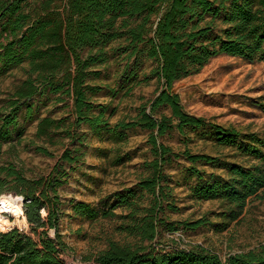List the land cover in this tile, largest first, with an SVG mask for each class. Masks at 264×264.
<instances>
[{
  "label": "trees",
  "instance_id": "1",
  "mask_svg": "<svg viewBox=\"0 0 264 264\" xmlns=\"http://www.w3.org/2000/svg\"><path fill=\"white\" fill-rule=\"evenodd\" d=\"M119 40L126 41L129 51L128 68L123 73L126 81L138 78L143 60H151L156 64L149 79L156 78L158 88L133 118L112 125L105 116L108 106H100L95 112L89 98L94 88L87 84V78L92 66L105 61L104 49ZM87 50L90 53L83 56ZM94 50H98L95 55ZM219 55L250 63L264 61V0H0V75L25 62L30 69L29 78L12 95L8 112L0 115V154L3 143L11 140L20 126L22 109L25 119L33 120L31 100L51 92L72 98L74 119L68 135L79 144L84 140L78 133L83 125L96 134L107 133L117 143L125 141L130 130L149 132L153 159L145 164L149 171L146 179L136 188L108 196L110 206H103L104 199L100 206L72 202L74 214L89 220L115 216L116 208H125L130 219L127 231L149 244L111 241L91 264H264V254L254 251L222 259L200 247L164 251L152 243L162 226L176 231L181 226L197 229L213 224L222 231L239 219L251 198L264 191V135L244 133L191 115L174 90L177 81L200 72ZM56 123L43 118L38 135L46 136ZM173 131L185 136L198 132L217 147L234 150L246 163L190 149L175 152L160 141ZM83 156L81 149H66L51 172L36 179L26 178L14 167L4 168L7 173L0 175V208L22 217L29 229L25 232L5 226L9 217L0 212V264H63L61 256L68 246L60 231L59 188ZM174 159L189 163L185 175L197 180L190 187L193 199L221 203L219 224L206 218L175 223L159 218L164 201L171 197L164 186L165 167ZM64 164L70 166L69 171ZM206 166L213 171L207 172ZM8 182L12 185L5 188ZM145 192L152 195L147 207L140 203Z\"/></svg>",
  "mask_w": 264,
  "mask_h": 264
},
{
  "label": "rangeland",
  "instance_id": "2",
  "mask_svg": "<svg viewBox=\"0 0 264 264\" xmlns=\"http://www.w3.org/2000/svg\"><path fill=\"white\" fill-rule=\"evenodd\" d=\"M126 46L124 40L108 45L104 49L105 61L92 66L87 78V84L94 88L89 91V98L95 112L99 111L100 106H108L105 116L112 125L133 118L141 105L154 98L158 88L157 79H149V72L156 64L151 60H143L138 78L126 81V77H123L129 62ZM89 53L87 50L83 56ZM97 53L98 50L92 52L93 55ZM29 76L28 62L0 75V115L8 112L12 95ZM174 90L189 114L226 127L233 126L244 133L264 135V61L250 63L219 55L200 72L177 81ZM31 102L34 103V119L26 120L23 108L19 128L13 138L2 145L0 175L2 177L7 173L4 168L14 167L26 178L36 179L48 175L66 149H81L84 153L82 161L73 165L68 181L59 188L62 201L60 231L68 246L61 256L63 264H91L111 241L147 246L148 241L142 242L140 236L127 231L126 225L130 219L125 208H116L115 216L89 220L74 214L72 202L84 201L100 206L104 199L103 206H110L108 196L136 188L141 180L146 179L149 171L145 164L153 159L148 142L149 132L141 128L130 130L126 140L117 143L107 133L96 134L83 125L78 133L84 140L79 144L68 135L74 119L71 97L62 92H51L38 94ZM46 117L55 120L57 126L49 129L46 136H39L38 124ZM160 141L171 146L175 152L190 149L193 153L246 163L234 150L217 147L211 139L198 132L185 136L173 131ZM188 166L184 159H174L165 167L167 179L164 186L167 192H171V197L164 201L159 218L172 223L206 218L219 224L223 209L218 200L200 201L191 197L190 187L197 180L186 177ZM65 167L69 171L70 166ZM204 168L207 172L213 171L211 167ZM11 185L8 182L5 188ZM4 194L17 196L14 193ZM151 200L152 195L145 192L140 203L147 207ZM0 212L10 218L5 217L9 223L5 226L13 225L11 228L28 231L29 224L22 217L3 212L2 206ZM50 233L54 235V231ZM152 243L164 251L200 247L219 254L222 259L249 251L264 254V191L258 197L251 198L239 219L222 231L213 224L197 229L181 226L176 231L162 226L158 228V235Z\"/></svg>",
  "mask_w": 264,
  "mask_h": 264
},
{
  "label": "bare ground",
  "instance_id": "3",
  "mask_svg": "<svg viewBox=\"0 0 264 264\" xmlns=\"http://www.w3.org/2000/svg\"><path fill=\"white\" fill-rule=\"evenodd\" d=\"M4 209H5V210H8V206H7V205H5V206H4Z\"/></svg>",
  "mask_w": 264,
  "mask_h": 264
},
{
  "label": "water",
  "instance_id": "4",
  "mask_svg": "<svg viewBox=\"0 0 264 264\" xmlns=\"http://www.w3.org/2000/svg\"><path fill=\"white\" fill-rule=\"evenodd\" d=\"M22 202H23V200H22Z\"/></svg>",
  "mask_w": 264,
  "mask_h": 264
}]
</instances>
